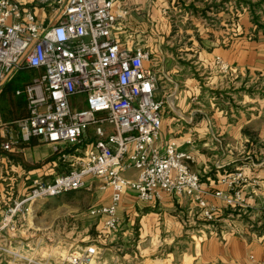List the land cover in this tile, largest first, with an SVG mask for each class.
Returning a JSON list of instances; mask_svg holds the SVG:
<instances>
[{
  "label": "crops",
  "instance_id": "crops-1",
  "mask_svg": "<svg viewBox=\"0 0 264 264\" xmlns=\"http://www.w3.org/2000/svg\"><path fill=\"white\" fill-rule=\"evenodd\" d=\"M15 1L20 4L29 2ZM114 1L126 5L129 11L124 20L123 31L113 32V37L128 45L131 39L137 46L143 42L141 47L148 50L158 61V68L164 79L173 85L168 88L172 92L167 93L169 90L164 91L162 82L155 94L157 101L165 104L166 100L164 108L173 116L171 119H163L162 112L160 139L157 143L160 150L165 144L174 142L178 151H187L189 147L186 141L193 140L191 151L195 165L192 171L199 174L202 187L210 193L225 191V188L218 185V180L224 172L235 169H242L254 185L251 189L253 193H244L247 209L229 208L210 195L205 197L207 204L217 209L214 223L202 220L199 208L188 196H164L159 201L141 202L135 192L127 188L117 209L119 232L116 243L119 241L124 245V251L126 250L124 256L118 259V264H264V150L258 148L257 151H252L254 159L248 156L245 158L248 160L242 162L244 156H238L243 152L237 153L236 144H227L223 148L218 140L226 138L232 141L239 138L242 142L245 135H248L254 136L264 147V33L251 24L249 13L242 8L238 11L235 33L231 32V23L230 32L224 23L225 37H221L228 42L214 36V31L204 24L203 26L192 13L220 19L221 16H216L213 9L222 0ZM231 1H228L229 5ZM33 11L38 24H50L49 9L34 7ZM178 12L181 15L174 22L168 14ZM261 21L264 23V14ZM174 36H177L179 43L174 48L175 52L169 53L173 45L170 41H173ZM170 56H191L197 59L196 64L200 63L203 69L199 67L192 74L189 70H182V66H177L176 70L168 72L165 64ZM216 59L225 66V71L216 63ZM222 77H227L231 82L228 89L231 87L232 91L237 90L236 84L242 89L248 87L249 82L255 81L258 93L253 96L251 106L247 98L243 100L245 97L241 96V99L248 111L254 112L256 109V116L240 122H237V118L230 120V116H216L211 125L213 119L208 120L206 113L201 110L203 106L199 103L203 102L208 91L205 87L211 85L210 87L214 86L216 89ZM9 80L0 90V136L3 142L19 138L13 122L26 115L23 96L15 95V91L22 87L12 93L8 88ZM207 80L209 81L206 82ZM192 99H199L195 110H189ZM70 103H74V98ZM232 124H239L241 132L236 133V128L231 127ZM83 139L84 142L88 139L87 134ZM243 141L247 142L246 139ZM84 142L77 147L75 157L69 155L62 161L53 146L36 138L32 144L23 143L12 147L9 152L0 148V211L24 195L31 179L41 177L50 182L53 176L73 169L80 158L92 151L91 146H84ZM53 154L56 156L53 157ZM216 166H221V169L217 170ZM85 191L80 193L84 195L83 198L59 196L49 200L47 229L56 226L59 221L65 223L69 221L68 217H72L73 221L83 226L84 233L88 228L97 233L102 218L92 216L90 212L94 208L109 204L111 190L105 188L98 179H90ZM86 199L87 203L81 208L69 206L73 202L79 204ZM27 217L29 221L30 210ZM47 229L38 226L24 229L20 225L14 233H7L6 238L14 246L32 247L37 244L31 237ZM54 233L57 231L52 235ZM105 245L100 243V246ZM107 252L115 253L110 247L104 248L102 252L98 250L94 264H112V257L109 261L103 258L108 256Z\"/></svg>",
  "mask_w": 264,
  "mask_h": 264
},
{
  "label": "built area",
  "instance_id": "built-area-1",
  "mask_svg": "<svg viewBox=\"0 0 264 264\" xmlns=\"http://www.w3.org/2000/svg\"><path fill=\"white\" fill-rule=\"evenodd\" d=\"M34 7L51 11L50 24L37 23ZM128 11L114 0H0V90L15 72H36L15 91L23 96L27 111L25 118L13 122L19 138L3 142L1 150L9 152L36 138L53 146L62 161L69 156L65 146L79 145L89 125L95 126L98 138L73 169L50 182L31 179L24 195L0 211V264H90L98 254L95 246L55 263L37 257L38 245L22 248L6 238L36 202L85 190L90 179L111 190L109 204L90 212L102 218L97 234L110 241L119 232L117 209L127 188L141 202L188 196L207 223L215 222L217 211L207 204L208 195L226 207L247 209L244 193H253L254 185L242 169L224 172L218 185L225 191L210 193L190 168L195 163L193 140L186 141L187 151H178L174 142L161 150L157 146L165 104L155 94L164 76L148 50L132 39L128 45L113 37V32L123 31ZM216 63L222 64L218 59ZM220 68L225 71V66ZM79 96L85 103L81 110L70 103Z\"/></svg>",
  "mask_w": 264,
  "mask_h": 264
},
{
  "label": "rangeland",
  "instance_id": "rangeland-1",
  "mask_svg": "<svg viewBox=\"0 0 264 264\" xmlns=\"http://www.w3.org/2000/svg\"><path fill=\"white\" fill-rule=\"evenodd\" d=\"M228 1L230 2V0H222L218 6H214L213 12L215 13L216 16L220 15L221 16L220 19H212V17H210L211 15L210 16H207V15L206 16H204V15L197 16L196 13H192L195 17L199 18L202 25L204 24L206 27H208L214 31V36L218 37V39H222V41H224L225 43H227L228 40H224V37H225L224 36V32H225L224 25L226 24L228 26L227 30L230 32L229 23H231V25H232L231 32L235 33V25L238 21L237 15H239V12L238 11L236 12V9L238 8L239 5L240 6L242 5V4H239L238 2H236L237 0H232L231 4L229 5ZM240 1H248V2H253V3H257L260 1L264 2V0H240ZM225 4H227L226 5L227 7H225ZM43 9L47 10V7H43ZM168 15H170V18L175 22L176 20H178V16L181 14L178 12V13H171ZM201 31H202V29H201ZM201 34L206 35L205 33H201ZM221 36H224V37L222 38ZM178 43H179V40H178L177 36H174L173 41L172 40L170 41V44H173V45H172V47H170L169 53L175 52L174 48H176V44H178ZM141 45H143V42L139 46H141ZM196 62H198L197 59L193 58L191 56H170V58L167 60V62L165 64V69L168 72H173V70H176L177 66H182L183 68L180 67L182 70H189L190 73L192 72V74H195L194 70L198 69L200 67V63L196 64ZM185 64H187V66ZM200 69H203V67H200ZM218 70H219V68H218ZM35 76H36V72L33 70L24 69V70L15 72L11 76V79L9 80L8 88H10L9 90L13 93L15 91V89L21 88L25 83L30 82ZM219 80L221 83L219 84V86H217L216 89L214 86L210 87L211 85L205 87L208 91L205 93L202 103L201 102L199 103V99L190 100L189 103L191 104L190 105L191 107L189 110H192V109L195 110V108L197 107V105H195V104L198 102L200 105L203 106L201 108V110H203L206 113L208 120L213 119L211 121V125L213 124V121H215L216 116L217 117H219V116L229 117L230 116V117H232V118H230V120L234 121L235 118H237V120H239L237 122L246 121L248 119H252L253 116H256V114H257L256 109L253 110L254 112H251L250 110L248 111L246 109L247 107H246L245 103H242V99H241V96L245 97L243 100H245L247 98L249 100L248 104H250V106H251L252 101L254 100L253 96H256L258 93V91H257L258 85L255 83V81L249 82L248 87H246V88L244 87L242 89H240V87H241L240 85L236 84L237 90L232 91L231 87H230V89H228V86L230 85L231 82H229L227 77L226 78L222 77ZM208 81L209 80H207L206 82H208ZM162 82H164V83H162V86L165 87L164 91L169 90L168 88H172V86H173L171 83H168L166 81V79H164V78H162ZM209 88H211V89H209ZM171 92H172V90H169L167 93H171ZM259 98L261 99V96ZM166 103L167 102L165 100V106H166ZM183 106H184V104H183ZM73 107L77 110L83 109L85 107L83 97L79 96V97L75 98L74 103H73ZM253 107H255V106H253ZM215 109H216V111H215ZM168 118L171 119V118H173V116L170 112H168L167 109L164 108L163 119H168ZM255 120L256 119H254V121ZM231 127L236 128V133L241 132L239 124H237V125L232 124ZM108 128H109V126H104V129H106L107 131H108ZM94 129H95V126H93V125L88 126L87 133H86L88 139L85 140L84 146H92L98 140V138H96L94 135ZM245 136L246 137H244L242 139V142L240 141L239 138L233 139L232 141H229L226 138H224L223 140H221L219 138L218 140H219V143L221 144V146L223 148L227 144L229 146H234L236 144L237 145V149H236L237 153H239L241 151L243 152L242 155H239L238 157L244 156V159H242L241 161L245 162L248 160V159H245L248 156H251L254 159L252 151H254V150L257 151L258 148H260V150H264V147L261 146L257 142L256 139H254V136H248V135H245ZM245 139L247 140V142L243 141ZM212 142L218 144V142L215 140H212ZM239 144H241V147ZM29 147L32 148V146H29ZM64 152L68 155L75 157L76 152H75V149H73V147L72 148L68 147V146L65 147ZM55 156L56 155L53 154V157H55ZM55 161L58 162L57 159ZM194 165H195V163L190 166L191 170H192V167ZM235 170H233V171H235ZM82 192H86V191L81 190V191H78L76 193H68V194H64L61 197L71 198V197L79 196L78 198H83L84 195H80V193H82ZM53 199H55V197L36 202L33 205L34 209H32V212H34V213L36 212V215L34 218H30L29 221H28L29 217H27V219L22 223L23 228L26 229L28 226H30L31 228H34V227L38 226L39 228H46L47 229L49 226L48 216H49V211H50V207L48 205V202H49V200H53ZM87 201H88V199L80 202L79 204L73 202V204H71L69 206H72V208H81L83 205H85L87 203ZM56 204H58V203H56ZM68 219H69V221H67L65 223L62 221H59L56 224V226H54V227L52 226L50 229L44 230L40 233H35L36 235L34 237H31L32 240H34L35 244L38 245V248L35 250L38 258H46V259L48 258L52 262H60L63 258H66V256L68 254L81 253L82 250H85V248H88L90 246L96 247V249H95L96 254H97V250L102 252V251H104V248L110 247V248H112V250L115 253L112 254L110 252H107V253H109L108 256L104 254L105 256L103 258L107 259L109 261V260H111V257H112V261H113L112 264H118V262L120 261L118 259L122 258L125 254V251H126V250L124 251V249H125L123 247L124 245L120 244L119 241H118V243H116L118 240V233L116 234L115 239L110 242L111 237H100L97 233H94V231L93 232L90 231V228H88V231L86 233H84V230H82L83 226L80 223L73 221L72 217H68ZM70 220H71V222H70ZM44 222H45V224H41ZM200 224H202V223H200ZM51 231H52V233L54 231H57V233H54L52 235ZM86 237H89V238L86 239ZM27 238H29V237H27ZM100 243L101 244L104 243L106 245L100 246ZM32 247H34V245ZM96 256L97 255H95L94 258H92L90 264H94ZM102 261H104V260H102Z\"/></svg>",
  "mask_w": 264,
  "mask_h": 264
},
{
  "label": "trees",
  "instance_id": "trees-1",
  "mask_svg": "<svg viewBox=\"0 0 264 264\" xmlns=\"http://www.w3.org/2000/svg\"><path fill=\"white\" fill-rule=\"evenodd\" d=\"M236 2H238L239 4H242L243 5V6L242 5L241 6L239 5L238 8L236 9V12L237 11H240V9H242L243 7L246 8V10L249 12V17H250L251 24L256 29H259V30H261L264 33V23L261 21V17L264 14V8H263L264 7V2L263 1H260V2H257V3H253V2L240 1V0H237ZM26 115H27V111H26ZM26 115L23 116V117H21V118H19V119L25 118ZM19 119H16V120H19ZM33 139H31L28 143L29 144H32L33 143ZM3 141H4L3 138L0 136V145L3 143ZM83 142H84V140L82 139L81 142H80V144H82ZM21 144H23V143H18L17 146H19ZM79 145L73 146V147H75L74 149H76L77 147H79Z\"/></svg>",
  "mask_w": 264,
  "mask_h": 264
},
{
  "label": "bare ground",
  "instance_id": "bare-ground-1",
  "mask_svg": "<svg viewBox=\"0 0 264 264\" xmlns=\"http://www.w3.org/2000/svg\"><path fill=\"white\" fill-rule=\"evenodd\" d=\"M32 209H34V207L32 206L31 207V209H30V215H31V218L33 217L34 218V216H35V213L34 212H32Z\"/></svg>",
  "mask_w": 264,
  "mask_h": 264
}]
</instances>
